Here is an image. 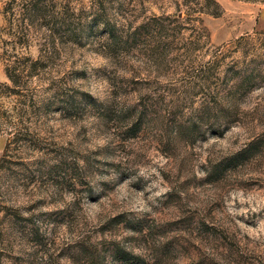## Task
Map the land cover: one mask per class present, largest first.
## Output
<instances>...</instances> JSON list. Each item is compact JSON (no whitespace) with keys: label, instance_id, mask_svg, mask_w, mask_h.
I'll return each mask as SVG.
<instances>
[{"label":"rangeland","instance_id":"obj_1","mask_svg":"<svg viewBox=\"0 0 264 264\" xmlns=\"http://www.w3.org/2000/svg\"><path fill=\"white\" fill-rule=\"evenodd\" d=\"M214 1L112 0L119 50L86 24L1 89L0 264H264V3Z\"/></svg>","mask_w":264,"mask_h":264},{"label":"trees","instance_id":"obj_2","mask_svg":"<svg viewBox=\"0 0 264 264\" xmlns=\"http://www.w3.org/2000/svg\"><path fill=\"white\" fill-rule=\"evenodd\" d=\"M244 1L264 3V0ZM184 3L187 7L184 18L167 19L168 23H173V27L200 21V14L218 15V5L214 0H202L201 3L198 0H184ZM110 5L112 0H105V8L103 0H90L89 3H85V0H5L1 11L4 21L1 32L5 34V39H2L0 62L13 87L1 85L0 91L5 87L6 94L18 96V100L20 97L24 99L23 92L29 88L28 81L41 73L40 62L52 59L58 54L59 46H63L61 39H70L86 24L102 27L109 36L107 48L119 50L118 44L123 42L130 26L117 27L108 18ZM139 27L134 36L139 33V38L142 37L148 44L146 46L151 45L156 49L161 42L171 43L169 37L162 36V33L165 34L163 20L144 22ZM32 47L38 49L36 56L30 51ZM2 113L0 111V120ZM10 127L13 135H16L18 124L12 123Z\"/></svg>","mask_w":264,"mask_h":264}]
</instances>
